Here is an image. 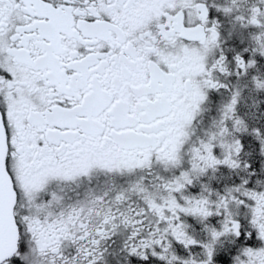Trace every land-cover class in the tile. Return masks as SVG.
Listing matches in <instances>:
<instances>
[{
	"label": "snow or ice",
	"instance_id": "snow-or-ice-1",
	"mask_svg": "<svg viewBox=\"0 0 264 264\" xmlns=\"http://www.w3.org/2000/svg\"><path fill=\"white\" fill-rule=\"evenodd\" d=\"M0 264H264V0H0Z\"/></svg>",
	"mask_w": 264,
	"mask_h": 264
}]
</instances>
